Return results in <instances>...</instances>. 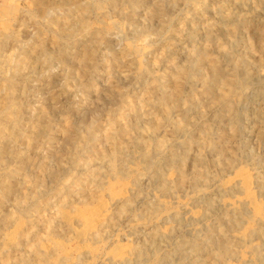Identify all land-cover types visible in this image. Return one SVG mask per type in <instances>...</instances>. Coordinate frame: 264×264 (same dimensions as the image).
<instances>
[{
  "label": "rangeland",
  "instance_id": "1",
  "mask_svg": "<svg viewBox=\"0 0 264 264\" xmlns=\"http://www.w3.org/2000/svg\"><path fill=\"white\" fill-rule=\"evenodd\" d=\"M88 1L0 0V27H7L0 38V97L7 78L16 77L13 95L22 105L21 112H14L17 117L12 113L7 122H0L2 130L10 134V140L0 139V144L4 142L6 146V152L0 156V191L4 192L0 202V264H43L46 257L51 264H118L115 250L129 247H136L137 253L123 264H264V0H196L198 3L194 4L195 0ZM156 6H161L157 8L158 14ZM80 9L85 10L80 13L87 22L85 26L80 23ZM58 28L64 37L59 44L55 31ZM201 50H205L204 55ZM59 57H65V61ZM209 63L216 66L217 72ZM179 70L183 72L181 76ZM177 72L180 77L171 78ZM195 77L199 78L197 82ZM176 81L183 91L179 89L175 100L172 97L166 101L163 109L161 101L173 93ZM100 98L102 101H98ZM16 122L21 126L15 128ZM200 128H205V133ZM113 148L120 150L118 173L110 167ZM146 150L148 159L142 154ZM67 155H71L70 159ZM85 159L91 163H85ZM179 170L185 173L180 184L174 177ZM52 177L57 178L54 181ZM110 196L120 198L114 201ZM99 217L104 221L98 227ZM88 231L96 232V236L86 234Z\"/></svg>",
  "mask_w": 264,
  "mask_h": 264
},
{
  "label": "bare ground",
  "instance_id": "2",
  "mask_svg": "<svg viewBox=\"0 0 264 264\" xmlns=\"http://www.w3.org/2000/svg\"><path fill=\"white\" fill-rule=\"evenodd\" d=\"M87 1H88V0H87ZM90 1H91V0H90ZM101 1H102V0H101ZM116 1H117V0H116ZM104 2H105V1H104ZM107 2H108V1H107ZM120 2H121V3H124V2H122L121 0H120ZM153 2H154V1H153ZM157 2H158V1H157ZM161 2H162V1H161ZM175 2H176V1H175ZM179 2H180V4H181V1H179ZM193 2H196V0H195V1H192V4H194ZM205 2H206V1H205ZM86 3H87V2H86ZM88 3H89V1H88ZM91 3H92V2H91ZM93 3H94V2H93ZM97 3L100 4L99 1H98ZM101 3H102V2H101ZM108 3H109V2H108ZM110 3H112V2H110ZM115 3L117 4V2H115ZM126 3H127V2H126ZM130 3H131V1H130ZM196 3H198V1H197ZM103 4H104V3H103ZM113 4H114V3H113ZM128 4H129V3H128ZM134 4H135V3H134ZM160 4L163 5V3H160ZM188 4H189V3H188ZM190 4H191V3H190ZM201 4H202V3H201ZM263 4H264V3H263ZM82 5H83V4H82ZM90 5H92V4H90ZM111 5H112V4H111ZM120 5H122V4H120ZM151 5H152V4H151ZM151 5H150V7H151ZM176 5H177V4H176ZM197 5H198V4H197ZM202 5H203V4H202ZM100 6H101V5H100ZM163 6H164V5H163ZM185 6H186V5H185ZM190 6H191V5H190ZM199 6H200V5H199ZM80 7H81V6H80ZM95 7H96V6H95ZM95 7H94V8H95ZM98 7H99V5H98ZM108 7H109V6H108ZM112 7H113V5H112ZM112 7H111V8H112ZM159 7L161 8V6H156V7H155V9H156L155 12H156V14H158V10H157V8H159ZM187 7H189V6H187ZM81 8H82V7H81ZM151 8H152V7H151ZM160 8H159V9H160ZM172 8H173V7H172ZM193 8H194V7H193ZM193 8H192V10H193ZM54 9H55V8H54ZM84 9H85V8H84ZM84 9H80V10H79V18H80V20H82V21H80V23L83 22V24H84L83 26H85V24H87V22H86L85 20H83V19H84V17H82L83 15L80 14L81 12L85 11ZM97 9H99V8H97ZM120 9H121V8H120ZM133 9H134V8H133ZM162 9H163V8H162ZM167 9H168V8H167ZM196 9H197V8H196ZM116 10H117V9H116ZM125 10L128 11V8L125 9ZM152 10H154V9H152ZM164 10H165V9H164ZM189 10H190V9H189ZM93 11H94V10H93ZM130 11H131V10H130ZM130 11H129V12H130ZM88 12H89V11H88ZM124 12H125V11H124ZM153 12H154V11H153ZM162 12H163V11H162ZM190 12H191V11H190ZM194 12H195V11H194ZM70 13H71V12H70ZM70 13H69V15H71ZM132 13H133V11H132ZM192 13H193V12H192ZM195 13H196V12H195ZM226 13H227V12H226ZM228 13H229V12H228ZM122 14H123V12H122ZM122 14H121V15H122ZM126 14H127V13H126ZM129 14H130V13H129ZM152 14H154V13H152ZM160 14H161V12H160ZM164 14H165V13H164ZM193 14H194V13H193ZM231 14H232V13H231ZM86 15H87V14H86ZM123 15H125V14H123ZM171 15H172V14H171ZM181 15H182V14H181ZM181 15H180V17H181ZM188 15H189V14H188ZM45 16H46V15H45ZM64 16H65V15H64ZM66 16H67V15H66ZM128 16H129V15H128ZM160 16H161V15H160ZM175 16H176V15H175ZM178 16H179V15H178ZM183 16H184V15H183ZM68 17H69V16H68ZM125 17L127 18V16H125ZM151 17H152V16H151ZM156 17H157V16H156ZM162 17H163V16H162ZM176 17H177V16H176ZM226 17H227V16H226ZM230 17H231V16H230ZM148 18H149V17H148ZM160 18H161V17H160ZM175 19H176V18H175ZM181 19H182V18H181ZM187 19L189 20L190 18H187ZM225 19H226V18H225ZM229 19H230V18H229ZM150 20H151V18H150ZM153 20H154V19H153ZM167 20H168V18H167ZM173 20H174V19H173ZM188 20H187V21H188ZM203 20H204V19H203ZM213 20H214V19H213ZM77 21H78V20H77ZM165 21H166V20H165ZM183 21H184V20H182V22H183ZM204 21H205V20H204ZM207 21H208V18H207ZM209 21H212V20H209ZM235 21H238V20H235ZM172 22H173V21H172ZM175 22H176V21H175ZM230 22H231V21H230ZM232 22H233V21H232ZM61 23H63V22H61ZM71 23H72V21H71ZM74 23H75V21H74ZM78 23H79V22H78ZM162 23H163V22H162ZM162 23H161V24H162ZM177 23H178V22H177ZM209 23H211V22H209ZM69 24H70V21H69V23H67V25H69ZM206 24H207V23H206ZM212 24H213V23H212ZM237 24H238V23H237ZM47 25H49V23H48ZM158 25H159V24H158ZM166 25H167V24H166ZM182 25H183V24H182ZM208 25H210V24H208ZM234 25H235V24H234ZM180 26H181V24H180ZM183 26H184V25H183ZM183 26H182V27H183ZM203 26H206V25H203ZM211 26H212V25H211ZM216 26H217V25H216ZM230 26H232V25H230ZM54 27H55V26H54ZM56 27H57V26H56ZM176 27H178V26H176ZM201 27H202V26H201ZM217 27H218V26H217ZM234 27L236 28V26H234ZM87 28H88V27H87ZM103 28H104V27H103ZM163 28H164V27H163ZM171 28H172V27H171V25H170V29H171ZM173 28H174V27H173ZM183 28H184V27H183ZM203 28H204V27H203ZM206 28H208V27H206ZM210 28H211V27H210ZM238 28H239V27H238ZM5 29H7V27L5 26V24H3V25L0 27V38H1V40H2V38H3L2 36L4 35L3 30H5ZM62 29H63V28H62ZM65 29H66V28H65ZM72 29H73V27H72ZM89 29H90V28H89ZM165 29H166V28H165ZM165 29H164V30H165ZM181 29H182V28H181ZM212 29H213V28H212ZM87 30H88V29H87ZM172 30H173V29H172ZM183 30H184V29H183ZM216 30H217V29H216ZM235 30H236V29H235ZM260 30H261V29H260ZM55 31H56L57 36H59V37H58V40H59V41H58V44H59L61 37H63V36H62V30H61V28H58V29L55 30ZM63 31H64V30H63ZM103 31H104V30H103ZM173 31H174V30H173ZM212 31H213V30H212ZM232 31H233V30H232ZM262 31H263V30H262ZM104 32H105V31H104ZM107 32H108V31H107ZM165 32H166V31H165ZM167 32H169V31H167ZM181 32H182V31H181ZM205 32H207V31H205ZM209 32H210V31H209ZM217 32H219V31L217 30ZM53 33L55 34V32H53ZM89 33H90V32H89ZM170 33H171V32H170ZM176 33H177V31H176ZM188 33H189V32H188ZM207 33H208V32H207ZM214 33H215V32H214ZM91 34H92V32H91ZM106 34H107V33H105L104 35H106ZM178 34H179V33H178ZM180 34H181V33H180ZM183 34L185 35V33H183ZM212 34H213V33H212ZM225 34H226V33H225ZM10 35H11V34H10ZM14 35H15V34H14ZM208 35H211V34H208ZM227 35H228V33H227ZM227 35H226V36H227ZM230 35H231V34H230ZM232 35H233V34H232ZM11 36H12V35H11ZM168 36H169V35H168ZM185 36H186V35H185ZM189 36H190V34H189ZM203 36H204V34H203ZM206 36H207V35H206ZM206 36H205V37H206ZM213 36H214V34H213ZM213 36H211V37H213ZM257 36H258V35H257ZM67 37H68V36H67ZM78 37H80V35H79ZM99 37H100V36H99ZM179 37H180V35H179ZM182 37H183V36H182ZM207 37H208V36H207ZM207 37H206V39H207ZM215 37H216V36H215ZM223 37H225V36H223ZM259 37H261V36H258V38H259ZM63 38H64V37H63ZM63 38H62V41H63ZM84 38H85V37H84ZM84 38H82V39H84ZM95 38L97 39V37H95ZM171 38H172V37H171ZM173 38H174V37H173ZM217 38H220V37L217 36ZM217 38H216V39H217ZM226 38H227V37H226ZM262 38H263V37H262ZM262 38H261V39H262ZM14 39H15V38H14ZM104 39H106V38H104ZM178 39H179V38H178ZM181 39H182V38H181ZM206 39H205V40H206ZM245 39H246V38H245ZM16 40H17V39H16ZM170 40H171V39H170ZM174 40H175V38H174ZM222 40H223V39H222ZM248 40H249V39H248ZM4 41H5V40H4ZM62 41H61V42H62ZM75 41H76V40H75ZM80 41H81V40H80ZM90 41H91V40H90ZM167 41H168V40H167ZM203 41H204V39H203ZM211 41H212V40H211ZM214 41H215V39H214ZM214 41H213V42H214ZM220 41H221V40H220ZM262 41H263V40H262ZM56 42H57V37H56ZM65 42H66V41H64V44H65ZM92 42H93V41H92ZM172 42H173V41H172ZM208 42H209V41H208ZM213 42H212V43H213ZM217 42H218V41H217ZM223 42H224V41H223ZM260 42H261V41H260ZM86 43H87V41H86ZM89 43H90V42H89ZM176 43H177V42H176ZM203 43H204V42H203ZM247 43H248V42H247ZM250 43H251V42H250ZM256 43H257V42H256ZM263 43H264V42H263ZM169 44H170V43H169ZM173 44H174V42H173ZM209 44H210V42H209ZM217 44H218V43H217ZM251 44H252V43H251ZM65 45H66V44H65ZM65 45H64V46H65ZM89 45H90V44H89ZM204 45H205V44H204ZM210 45H211V44H210ZM214 45H215V44H214ZM214 45H213V46H214ZM224 45H225V44H224ZM247 45H248V44H247ZM260 45H261V43H260ZM17 46H18V45H17ZM61 46H62V45H61ZM205 46H206V45H205ZM205 46H204V47H205ZM213 46H212V48H213ZM222 46H223V45H222ZM249 46H250V45H249ZM261 46H262V45H261ZM62 47H63V46H62ZM62 47H61V48H62ZM170 47H171V46H170ZM175 47H176V46H175ZM175 47H174V48H175ZM210 47H211V46H210ZM220 47H221V46H220ZM251 47H252V46H251ZM97 48H98V46H97ZM161 48H162V47H161ZM161 48H160V49H161ZM165 48H166V47H165ZM165 48H164V49H165ZM174 48H173V49H174ZM249 48H250V47H249ZM249 48H248V49H249ZM254 48H255V47H254ZM0 49H1V48H0ZM18 49H19V46H18ZM73 49H74V48H73ZM93 49H94V47H93ZM168 49H169V48H168ZM220 49H221V48H220ZM256 49H260V50H261V48H259V47L256 48ZM47 50H49V49H47ZM58 50H59V49H58ZM63 50H64V49H63ZM65 50H66V49H65ZM68 50H69V49H68ZM95 50H96V49H95ZM193 50H194V49H193ZM208 50H209V49H208ZM226 50H227V49H226ZM228 50H229V49H228ZM245 50H246V49H245ZM110 51H111V50H110ZM112 51H113V50H112ZM161 51H162V50H161ZM164 51H165V50H164ZM194 51H195V50H194ZM202 51H205V50H201V54H203ZM218 51H220V50H218ZM20 52H21V51H20ZM73 52H74V51H73ZM84 52H85V51H84ZM86 52H87V51H86ZM86 52H85V53H86ZM90 52H91V51H90ZM148 52H149V51H148ZM169 52H171V51H169ZM216 52H217V51H216ZM222 52H223V51H222ZM254 52H255V51H254ZM69 53H70V52H69ZM81 53H82V51H81ZM81 53H80V54H81ZM111 53H112V52H111ZM116 53H117V52H116ZM122 53H124V52H122ZM125 53H126V52H125ZM125 53H124V54H125ZM162 53H163V51H162ZM191 53H192V52H191ZM199 53H200V52H199ZM209 53H211V52H209ZM217 53H218V52H217ZM219 53H220V52H219ZM230 53H231V52H230ZM56 54H57V53H56ZM74 54L76 55V54H78V53L76 52V53H74ZM74 54H73V55H74ZM90 54H91V53H90ZM108 54H109V53H108ZM112 54H113V53H112ZM153 54H154V53H153ZM159 54H160V56H161V53H159ZM193 54H194V53H193ZM195 54H197V53H195ZM223 54H224V53H223ZM231 54H233V53H231ZM253 54H254V53H253ZM0 55H1V54H0ZM58 55L60 56L59 53H58ZM69 55H70V54H69ZM73 55H72V56H73ZM86 55H87V54H86ZM94 55H96V54H94ZM173 55H174V54H173ZM191 55H192V54H191ZM191 55H189V56L191 57ZM198 55H199V54H198ZM203 55H204V54H203ZM250 55H251V54H250ZM112 56H113V55H112ZM122 56H123V54H122ZM194 56H195V55H194ZM199 56H200V55H199ZM199 56H197V57H199ZM230 56H231V55H230ZM235 56H236V55H235ZM83 57H84V56H83ZM126 57H127V56H126ZM168 57H169V56H168ZM190 57H188V58H190ZM201 57H202V56H201ZM206 57H207V56H206ZM215 57H216V56H215ZM219 57H220V56H219ZM251 57H252V56H251ZM59 58H60V57H59ZM81 58H82V57H81ZM81 58H80V60H81ZM106 58H107V57H106ZM110 58H111V57H110ZM115 58H116V56H115ZM115 58H114V59H115ZM160 58H161V57H160ZM188 58H187V59H188ZM193 58H194V57H193ZM207 58H208V57H207ZM209 58H210V57H209ZM221 58H222V57H221ZM237 58H238V57H237ZM239 58H240V57H239ZM11 59H12V58H11ZM17 59H18V58H17ZM60 59H61V58H60ZM60 59H59V60H60ZM66 59H67V58H66ZM83 59H84V58H83ZM89 59H91V58H89ZM107 59H108V58H107ZM112 59H113V58H112ZM114 59H113V60H114ZM156 59H157V58H154V60H156ZM170 59H171V58H170ZM204 59H205V58H204ZM212 59H213V58H212ZM215 59H216V58H215ZM240 59H241V58H240ZM246 59H247V58H246ZM253 59H254V58H253ZM8 60H9V59H8ZM62 60L65 61V57H64V59H61V61H62ZM86 60H87V58H86ZM125 60H126V58H125ZM132 60H133V59H132ZM149 60H150V59H149ZM161 60H163V59H161ZM165 60H166V59H165ZM194 60H195V59H194ZM197 60H198V59H197ZM210 60H211V59H210ZM235 60H236V58H235ZM235 60H234V61H235ZM238 60H239V59H238ZM247 60H248V59H247ZM256 60H257V59H256ZM9 61H10V60H9ZM68 61H69V60H68ZM70 61H71V60H70ZM76 61H77V59H76ZM89 61H90V60H89ZM104 61H105V60H104ZM106 61H107V60H106ZM111 61H112V60H111ZM114 61H115V60H114ZM116 61H117V60H116ZM128 61H130V60H128ZM163 61H164V60H163ZM222 61H223V60H222ZM228 61H229V60H228ZM239 61H240V60H239ZM72 62H73V61H72ZM122 62H124V61H122ZM154 62H155V61H154ZM171 62H172V61H171ZM190 62H191V61H190ZM199 62H200V61H199ZM199 62H198V63H199ZM219 62H220V61H219ZM219 62H218V64H219ZM235 62H236V61H235ZM244 62H245V61H244ZM252 62H253V61H252ZM62 63H63V62H62ZM68 63H70V62H68ZM74 63H75V62H74ZM79 63H80V62H79ZM81 63H82V62H81ZM81 63H80V64H81ZM87 63H88V62H87ZM108 63H109V62H108ZM115 63H116V62H115ZM131 63H132V62H131ZM131 63H130V64H131ZM135 63H136V62H135ZM167 63H168V62H167ZM169 63H170V62H169ZM186 63H187V62H186ZM205 63H206V62H205ZM205 63H204V64H205ZM248 63H250V62L248 61ZM258 63H259V62H258ZM10 64H11V63H10ZM94 64H95V63H94ZM102 64H103V63H102ZM144 64H145V63H144ZM162 64H163V63H162ZM170 64H171V63H170ZM195 64H196V62H195ZM209 64H210L212 70L217 72V70H216V66L213 65V64L211 65V63H209ZM209 64H208V65H209ZM215 64H216V63H215ZM218 64H217V65H218ZM220 64H221V63H220ZM240 64H241V63H240ZM251 64H252V63H251ZM64 65H66V64L64 63ZM69 65H70V64H69ZM83 65H86V64H83ZM131 65H132V64H131ZM149 65H150V64H149ZM167 65H169V64H167ZM171 65H172V64H171ZM171 65H170V66H171ZM176 65H177V64H176ZM182 65H183V64H182ZM202 65H203V64H202ZM205 65L207 66V64H205ZM72 66H73V65H72ZM76 66H77V65H76ZM80 66H81V65H80ZM111 66H112V65H111ZM116 66H117V65H116ZM132 66H133V65H132ZM145 66H146V65H145ZM154 66H155V64H154ZM156 66H157V65H156ZM159 66H160V65H159ZM180 66H181V65H180ZM186 66H187V64H186ZM193 66H194V65H193ZM252 66H253V65H252ZM262 66H263V65H262ZM67 67H68V66H67ZM85 67H86V66H85ZM89 67H90V66H89ZM94 67H95V66H94ZM94 67H93V68H94ZM107 67H108V66H107ZM133 67H136V66L134 65ZM166 67L168 68V66H166ZM247 67H248V66H247ZM259 67H260V66H259ZM69 68H70V67H69ZM76 68H79V67H76ZM76 68H75V69H76ZM80 68H82V66H81ZM110 68H111V67H110ZM112 68H113V67H112ZM154 68H155V67H154ZM156 68H157V67H156ZM179 68H180V67H179ZM192 68H193V67H192ZM194 68H196V67L194 66ZM222 68H223V67H222ZM250 68H251V67H250ZM70 69H71V68H70ZM89 69H90V68H89ZM118 69H119V67H118ZM131 69H133V68H131ZM150 69H151V67H150ZM172 69H173V68H172ZM172 69H171V70H172ZM177 69H178V68H177ZM177 69H176V70H177ZM182 69H183V68H182ZM206 69H207V67H206ZM218 69H219V68H218ZM246 69H247V68H246ZM251 69H252V68H251ZM256 69H257V68H256ZM256 69H255V70H256ZM83 70H84V69H83ZM86 70H87V69H86ZM95 70H96V69H95ZM174 70H175V69H174ZM176 70H175V71H176ZM183 70H184V69H183ZM187 70H188V69H187ZM190 70H191V69H190ZM204 70H205V69H204ZM204 70H203V71H204ZM219 70H220V69H219ZM223 70H224V69H223ZM241 70H242V69H241ZM253 70H254V69H253ZM258 70H259V68H258ZM68 71H69V70H68ZM109 71H110V70H109ZM129 71H130V70H129ZM129 71H128V72H129ZM144 71H145V70H144ZM152 71H153V70H152ZM164 71H165V70H164ZM164 71H163V72H164ZM206 71H207V70H206ZM208 71H209V70H208ZM221 71H222V70H221ZM238 71H239V70H238ZM256 71H257V70H256ZM0 72H1V71H0ZM70 72H71V71H70ZM94 72H95V71H94ZM173 72H174V71H173ZM184 72H185V71H184ZM189 72H191V71H189ZM194 72H195V71H194ZM211 72H212V71H211ZM223 72H224V71H223ZM242 72H244V71H242ZM77 73H79V72H77ZM86 73H88V72H86ZM175 73H176V72H175ZM182 73H183L182 70H179V75L182 74ZM192 73H193V72H192ZM198 73H199V72H198ZM204 73H206V72H204ZM204 73H203V74H204ZM224 73H225V72H224ZM250 73H251V72H250ZM250 73H249V74H250ZM6 74H7V73H6ZM11 74H12V73H11ZM16 74H17V73H16ZM16 74H15V75H16ZM74 74H75V72H74ZM91 74H92V73H91ZM91 74H90V75H91ZM109 74H110V73H109ZM109 74H108V75H109ZM129 74H130V73H129ZM134 74H135V73H134ZM161 74H162V72H161ZM167 74H168V73H167ZM171 74H172V73H171ZM207 74H208V73H206V75H207ZM227 74H228V73H227ZM229 74H230V73H229ZM253 74H254V73H253ZM67 75H68V74H67ZM80 75H82V74H80ZM83 75H84V74H83ZM125 75H126V74H125ZM131 75H132V74H131ZM131 75H129V76H131ZM172 75H173V74H172ZM188 75H189V74H187V77H189ZM215 75H216V73H215ZM221 75H223V74H221ZM263 75H264V74H263ZM6 76H7V75H6ZM8 76H10V74H9ZM18 76H19V75H18ZM75 76H76V75H75ZM109 76H110V75H109ZM127 76H128V75H127ZM169 76H170V75H168V78H170ZM177 76H178V72H177V75H176V76L173 75V77H171V78H174V77L177 78ZM180 76H181V75H180ZM180 76H178V77H180ZM185 76H186V75H185ZM190 76H191V75H190ZM197 76H198V75H197ZM208 76H210V75H208ZM211 76H212V74H211ZM213 76H214V75H213ZM229 76H232V74L229 75ZM233 76H234V74H233ZM237 76H238V75H237ZM246 76H247V75H246ZM1 77H2V76H1ZM66 77H67V76H66ZM71 77H72V76H71ZM73 77H74V76H73ZM83 77H84V76H83ZM119 77H120V76H119ZM132 77H133V75H132ZM135 77H136V75H135ZM183 77H184V76H183ZM183 77H182V78H183ZM193 77H194V75H193ZM218 77H219V76H218ZM223 77H224V76H223ZM223 77H221V78H223ZM242 77H244V76H242ZM254 77H256V76H254ZM259 77H262V76H260V74H259ZM263 77H264V76H263ZM4 78H5V77H4ZM15 78H16V77H15ZM15 78H14V79H15ZM81 78H82V77H81ZM105 78H107V77H105ZM111 78H112V77H111ZM124 78H125V77H124ZM166 78H167V76H166ZM219 78H220V77H219ZM246 78H247V77H246ZM250 78H251V77H250ZM14 79H13V78H10V77L7 78V80H6V81L4 82V84H3V85H4V88L2 87V88L4 89V91H3L4 93H3V94L1 95V97H0V98H2V100H1L2 102L0 101V102H1V105H0V122L3 121V120H5V121L7 122V120H9V119H8V116H9V115H12V113H13V114L16 116V113H14V112H18V111L21 110L20 108H22V107H21V106H22L21 103H18L17 100H16V98H15L14 95H13V93H14L13 91H14V88H15V82H14ZM67 79H68V78H67ZM67 79H66V80H67ZM77 79H78V78H77ZM195 79H197V77H195ZM195 79H193V80H195ZM198 79H199V78H198ZM198 79L196 80V82L198 81ZM206 79H207V78H206ZM244 79H245V77H244ZM87 80H88V79H87ZM162 80H163V79H162ZM164 80H165V79H164ZM183 80H184V79H183ZM186 80H187V79H186ZM190 80H191V79H190ZM190 80H189V81H190ZM204 80H205V79H204ZM216 80H217V77H216ZM221 80H222V79H221ZM226 80H228V79H226ZM234 80H235V78H234ZM257 80H258V79H257ZM48 81H49V80H48ZM60 81H61V80H60ZM62 81H63V79H62ZM80 81H81V80H80ZM91 81H92V80H91ZM93 81H94V80H93ZM107 81H108V80H107ZM111 81H112V80H111ZM114 81H115V80H114ZM189 81H188V82H189ZM208 81H210V79H209ZM212 81H213V80H212ZM245 81H246V80H245ZM245 81H244V82H245ZM64 82H65V81H64ZM87 82H88V81H87ZM109 82H110V81H109ZM180 82H182V81H180ZM183 82H184V81H183ZM188 82H187V83H188ZM196 82H195V83H196ZM257 82H258V81H257ZM259 82H260V81H259ZM2 83H3V82H2ZM46 83H47V82H46ZM94 83H95V82H94ZM113 83H114V82H113ZM172 83H173V82H172ZM185 83H186V82H185ZM185 83H184V84H185ZM190 83H191V82H190ZM195 83H194V84H195ZM200 83H202V82H199V84H200ZM205 83H207V82H205ZM247 83H248V82H247ZM63 84H64V83H63ZM151 84H152V83H151ZM154 84H155V83H154ZM196 84H197V83H196ZM199 84H198V85H199ZM211 84H212V83H211ZM218 84H220V83L218 82ZM222 84H223V83H222ZM235 84H236V83H235ZM169 85H170V84H169ZM182 85H183V84H182ZM188 85H189V84H188ZM191 85H192V84H191ZM198 85H196V86H198ZM207 85H208V84H207ZM90 86H91V84H90ZM110 86H111V85H110ZM118 86H119V85H118ZM166 86H167V85H166ZM189 86H190V85H189ZM189 86H187V87H189ZM196 86H195V87H196ZM209 86H210V85H209ZM209 86H208V88H209ZM242 86H244V85L242 84ZM107 87H108V86H107ZM115 87H116V89H117V85H116ZM144 87H145V86H144ZM148 87H149V86H148ZM155 87H156V86H155ZM202 87H203V86H202ZM215 87H216V85H215ZM215 87H214L213 89H215ZM223 87H224V86H223ZM235 87H236V86H235ZM90 88H92V86H91ZM108 88H109V87H108ZM119 88H120V87H119ZM146 88H147V87H146ZM165 88H166V87H165ZM167 88H169V87L167 86ZM184 88H185V87H184ZM206 88H207V87H206ZM225 88H226V87H225ZM237 88H238V87H237ZM109 89H110V88H109ZM111 89H112V87H111ZM144 89H145V88H144ZM155 89H156V88H155ZM171 89H172V88H171ZM179 89H180V84H179L178 81H176V83L174 84V87H173V89H172V90H173V93L170 94L169 96H167V98H165L164 102H162L163 99H162V101H161L162 105H164V106H163V109L166 108V103H165L166 101L171 100L172 97H173V101L175 100V96L178 95L177 92H180ZM182 89H183V88L181 87L180 90H182ZM186 89H187V88H186ZM194 89H196V88H194ZM194 89H191V90H194ZM198 89H199V88H198ZM201 89H203V88H201ZM201 89H200V90H201ZM216 89H221V88H216ZM62 90H63V89H62ZM117 90H118V89H117ZM120 90H121V89H120ZM120 90H119V91H120ZM167 90H168V89H167ZM167 90H166V91H167ZM207 90H208V89H207ZM227 90H228V89H227ZM243 90H245V89H243ZM145 91H146V90H145ZM153 91H155V90H153ZM166 91H165V92H166ZM182 91H183V90H182ZM194 91H195V90H194ZM198 91H199V90H198ZM209 91H210V90H209ZM218 91H220V90H218ZM234 91H235V90H234ZM67 92H68V91H67ZM140 92H141V91H140ZM228 92L230 93V90H228ZM232 92H233V91H232ZM241 92H244V91H241ZM52 93H53V92H52ZM54 93H55V92H54ZM144 93H145V92H144ZM151 93H152V91H151ZM162 93H164V92H162ZM183 93H184V92H183ZM196 93H197V92H196ZM238 93H239V91H238ZM238 93H237V94H238ZM65 94L67 95L66 92H65ZM89 94H90V93H89ZM97 94H98V93H97ZM118 94H119V93H118ZM124 94H125V93H124ZM126 94H127V93H126ZM157 94H159L158 91H157ZM157 94H156V96H157ZM179 94H180V93H179ZM184 94H185V93H184ZM209 94H210V93H209ZM217 94H218V93H217ZM95 95H96V94H95ZM99 95H101V94H99ZM131 95H132V94H131ZM148 95H150V94L148 93ZM152 95H153V94H152ZM188 95H189V93H188ZM228 95H229V94H228ZM105 96H108V97H109V95H106V94H105ZM110 96H111V98L113 97L112 94H111ZM118 96H119V95H118ZM122 96H123V95H122ZM133 96H135V95H133ZM180 96H181V95H180ZM180 96H179V97H180ZM198 96H200V95H198ZM203 96H204V95H203ZM210 96H211V95H210ZM210 96H209V98H210ZM115 97H116V96H115ZM125 97H126V96H125ZM142 97H143V96H142ZM142 97H141V98H142ZM148 97H149V96H148ZM162 97H163V96H162ZM192 97H193V96H192ZM195 97H196V96H195ZM206 97H207V96H206ZM213 97H215V96H213ZM59 98H60V97H59ZM116 98H117V97H116ZM154 98H155V97H154ZM160 98H161V97H160ZM184 98H185V96H184ZM187 98H188V97H187ZM189 98H191V97H189ZM189 98H188V99H189ZM198 98H199V99H202V98H200V97H198ZM209 98H208V99H209ZM224 98H226V97H224ZM102 99H104V97H103ZM113 99L115 100V98H113ZM126 99H127V98H126ZM143 99H144V98H143ZM149 99H151V98H149ZM149 99H148V100H149ZM195 99H196V98H195ZM203 99H204V98H203ZM56 100H57V99H56ZM100 100H101V98L98 99V101H100ZM134 100H135V99H134ZM141 100H142V99H141ZM205 100H206V99H205ZM217 100H219V99H217ZM222 100H223V98H222ZM234 100H237V98L234 99ZM101 101H102V100H101ZM110 101H111V100H110ZM117 101H118V99H117ZM124 101H125V100H124ZM138 101H139V100H138ZM143 101H145V100H143ZM177 101L181 103V101H179V99H178ZM195 101H196V100H195ZM230 101H232V100H230ZM55 102H57V101H55ZM58 102H59V101H58ZM114 102H115V101H114ZM126 102H128V101H126ZM141 102H142V101H141ZM152 102H154V101H152ZM169 102H170V101H169ZM187 102H189V101H187ZM96 103H97V102H96ZM103 103H104V101H103ZM112 103H113V102H112ZM117 103H118V102H117ZM135 103H136V102H135ZM135 103L133 102L132 104H135ZM175 103H176V102H175ZM189 103H190V102H189ZM236 103H237V101H236ZM55 104H56V103H55ZM55 104H53V105H55ZM100 104H101V102H100ZM105 104H107V102H106ZM105 104H104V107H106ZM109 104H111V103H109ZM118 104H119V103H118ZM136 104H137V103H136ZM136 104H135V105H136ZM148 104H149V103H148ZM157 104H158V103H157ZM168 104H169V103H168ZM170 104H171V103H170ZM212 104H213V103H212ZM214 104H215V103H214ZM102 105H103V104H102ZM129 105H130V103H129ZM135 105H133V106H135ZM142 105H143V103H142ZM150 105H153V103L150 104ZM172 105H173V103H172ZM178 105H179V104H178ZM188 105H189V104H188ZM197 105H198V104H197ZM229 105H230V104H229ZM97 106H98V105H97ZM107 106H108V105H107ZM113 106H114V109H115L116 106H115V105H113ZM124 106H125V105H124ZM126 106H128V105H126ZM133 106H132V107L130 106V108H133ZM138 106H139V105H138ZM155 106H156V105H155ZM158 106H159V105H157V107H158ZM184 106H186V105H184ZM50 107H51V106H50ZM72 107H74V106H72ZM76 107H77V106H76ZM76 107H74V109H75ZM79 107H80V105H79ZM153 107H154V105H153ZM161 107H162V106H161ZM177 107H178V106H177ZM191 107H193V106H191ZM225 107H226V106H225ZM225 107H223L224 110H225ZM228 107H231V106H228ZM234 107H235V106H234ZM236 107H237V106H236ZM54 108H55V107H54ZM59 108H60V107H59ZM67 108H68V107H67ZM108 108H109V107H108ZM121 108H122V107H121ZM137 108H138V107H137ZM146 108H148V107H146ZM170 108H171V107H169V109H170ZM188 108H190V107H188ZM202 108H203V107H202ZM210 108H212V106H211ZM55 109H56V108H55ZM72 109H73V108H72ZM122 109H123V108H122ZM122 109H121V110H122ZM127 109H128V108H127ZM127 109H126V110H127ZM133 109H134V108H133ZM152 109H153V108H152ZM154 109H155V107H154ZM186 109H187V108H186ZM200 109H201V108H200ZM226 109H227V107H226ZM52 110H53V109H52ZM81 110H82V108H81ZM121 110H120V111H121ZM128 110H129V109H128ZM128 110H127V111H128ZM145 110H146V109H145ZM145 110H144V111H145ZM156 110H157V109H156ZM171 110H172V109H171ZM179 110H180V109H179ZM203 110H204V109H203ZM206 110H207V109H206ZM206 110H205V112H206ZM211 110H212V109H211ZM215 110H216V109H215ZM215 110H214V111H215ZM224 110H223V112H224ZM228 110H229V109H228ZM232 110H233V109H232ZM21 111H22V110H21ZM21 111H20V112H21ZM68 111L70 112V109H69ZM72 111H74V110H72ZM76 111H77V109H76ZM131 111H132V110H131ZM161 111H162V110H161ZM163 111H164V110H163ZM187 111H188V110H187ZM226 111H227V110H226ZM79 112H80V109H79ZM174 112H175V111H173V114H174ZM208 112H209V111H208ZM212 112H213V111H212ZM212 112H211V113H212ZM217 112H218V111H217ZM51 113H52V112H51ZM65 113H68V112L66 111ZM126 113H127V112H126ZM140 113H141V111H140ZM154 113H155V112H154ZM154 113H153V114H154ZM169 113H170V112H169ZM175 113H176V112H175ZM19 114H20V113H19ZM47 114H48V113H47ZM69 114H70V113H69ZM116 114H117V113H116ZM116 114H115V115H116ZM157 114H158V112H157ZM161 114H162V112H161ZM161 114H160V115H161ZM165 114H166V113H165ZM177 114H178V113H177ZM224 114H225V113H224ZM17 115H18V114H17ZM48 115H49V114H48ZM58 115H59V114H58ZM73 115H74V114H73ZM132 115H134V113H133ZM144 115H145V113H144ZM151 115H152V114H151ZM215 115H216V113H215ZM15 116H14V117H15ZM18 116H19V115H18ZM20 116H21V115H20ZM49 116H51V115H49ZM65 116H66V114H65ZM95 116H96V115H95ZM134 116H136V115H134ZM162 116H163V115H162ZM186 116H188V115H186ZM16 117H17V116H16ZM97 117H98V116H97ZM123 117H124V116H123ZM130 117H131V116H130ZM139 117H140V115H139ZM164 117L166 118V116H164ZM170 117H171V116H170ZM176 117H177V116H176ZM188 117H189V116H188ZM18 118H19V117H18ZM18 118H17V119H18ZM49 118H50V117H49ZM111 118H112V117H111ZM111 118H110V119H111ZM150 118H151V117H150ZM156 118L158 119V117H156ZM162 118H163V117H162ZM177 118H178V117H177ZM20 119H21V118H20ZM106 119H107V118H106ZM117 119H118V118H117ZM143 119H144V118H143ZM143 119H142V120H143ZM147 119H148V118H147ZM184 119H185V118H184ZM187 119H188V118H187ZM33 120H35V119H33ZM122 120H123V119H122ZM124 120H125V118H124ZM139 120H141V119H139ZM144 120H145V119H144ZM169 120H174V119H169ZM175 120H176V119H175ZM188 120H189V119H188ZM5 121H4V122H5ZM15 121H16V120H15ZM17 121H18V120H17ZM40 121H41V120H40ZM67 121H68V117H67ZM105 121H106V120H105ZM185 121H186V120H185ZM185 121H182V122H185ZM12 122H13V119H12ZM33 122H34V121H33ZM37 122H38V121H37ZM49 122H50V121H49ZM110 122H111V121H110ZM110 122H109V124H110ZM115 122H116V121H115ZM142 122H143V121H142ZM160 122H161V121H160ZM163 122H164V118H163ZM165 122H166V120H165ZM182 122H181V123H182ZM41 123H42V121H41ZM41 123H40V124H41ZM80 123H81V122H80ZM86 123H87V122H86ZM121 123L123 124L122 121H121ZM170 123H171V122H170ZM172 123H173V122H172ZM181 123H180V125H182ZM69 124H70V123H69ZM72 124H73V121H72ZM74 124H75V121H74ZM106 124H107V123H106ZM109 124H108V125H109ZM132 124H133V123H132ZM136 124H137V122H136ZM4 125H5V124H4ZM16 125H20V123L17 124V122H16V124H15V126H14L15 128H16ZM89 125H90V124H89ZM161 125H162V124H161ZM176 125H177V124H176ZM201 125H202V124H201ZM201 125H200V126H201ZM20 126H21V125H20ZM68 126H69V125H68ZM90 126H91V125H90ZM131 126H132V128H133V125H131ZM142 126H144V125L142 124ZM158 126H159V124H157L156 127L158 128ZM198 126H199V125H198ZM77 127H78V126H77ZM83 127H84V126H83ZM109 127H110V125H109ZM119 127H120V126H119ZM124 127H125V126H124ZM134 127H136V126L134 125ZM137 127H138V126H137ZM144 127H145V126H144ZM163 127H164V126H163ZM166 127H167V126H166ZM184 127H185V126H184ZM5 128H6V126H5ZM12 128H13V126H12ZM15 128H14V130H15ZM18 128H19V127H18ZM18 128H17V129H18ZM61 128H62V127H61ZM61 128H60V129H61ZM71 128L74 129V127H71ZM105 128H106V127H105ZM116 128H117V126H116ZM146 128H147V126H146ZM157 128H156V129H157ZM159 128H160V127H159ZM168 128H169V127H168ZM180 128H181V126H180ZM202 128H203V127H202ZM205 128H206V127H205ZM205 128H204V129H205ZM9 129H10V128H9ZM60 129H59V130H60ZM82 129H83V128H82ZM118 129H119V128H118ZM123 129H124V128H123ZM126 129H127V127H126ZM126 129H125V130H126ZM154 129H155V128H154ZM154 129H153V130H154ZM171 129H172V128H171ZM177 129H178V128H177ZM177 129H176V130H177ZM204 129H203V130H204ZM206 129H208V128H206ZM206 129H205V130H206ZM14 130H13V131H14ZM36 130H37V129H36ZM70 130H71V129H70ZM114 130H115V129H114ZM138 130H139V129H138ZM147 130H148V129H147ZM181 130H182V129H181ZM184 130H185V129H184ZM200 130H202V129L200 128ZM203 130H202V131H203ZM205 130H204V131H205ZM235 130H236V129H235ZM15 131H16V130H15ZM15 131H14V132H15ZM19 131H22V130H19ZM24 131H25V130H24ZM74 131H75V130H74ZM74 131H73V132H74ZM79 131H80V130H79ZM79 131H78V132H79ZM118 131H119V130H118ZM123 131H124V130H123ZM161 131H162V130H161ZM168 131H169V130H168ZM177 131H178V130H177ZM204 131H203V133H205ZM27 132H28V131H27ZM44 132H45V131H44ZM66 132H67V131H66ZM100 132H101V130H100ZM108 132H109V131H108ZM124 132H125V131H124ZM124 132H123V134H124ZM127 132H128V131H127ZM142 132H143V131H142ZM145 132H146V131H145ZM158 132H159V130H158ZM158 132H156V134H157ZM166 132H167V130H166ZM171 132H172V131H171ZM174 132H176V131H174ZM230 132H231V131H230ZM230 132L228 131V133H230ZM18 133H19V132H18ZM34 133H36V131H35ZM57 133H59V132H57ZM64 133H65V132H64ZM68 133H69V131H68ZM75 133H77V131H76ZM81 133H82V132H81ZM86 133H87V132H86ZM116 133H117V132H116ZM130 133H131V132H130ZM134 133H135V131H134ZM162 133H163V132H162ZM176 133H177V132H176ZM189 133H190V132H189ZM191 133H192V132H191ZM208 133H209V132H208ZM232 133H233V132H232ZM12 134H13V133H12ZM20 134H22V133H20ZM36 134H37V133H36ZM65 134H66V133H65ZM101 134H102V133H101ZM101 134H100V135H101ZM107 134H108V133H107ZM125 134H127V133H125ZM139 134H140V132H139ZM139 134H138V135H139ZM160 134H161V133H160ZM171 134L173 135V132H172ZM177 134H178V133H177ZM197 134H198V133H197ZM209 134H210V133H209ZM209 134L207 135L208 137H209ZM24 135H25V134H24ZM37 135H39V134H37ZM40 135H41V134H40ZM58 135H59V134H58ZM61 135H63V134L61 133ZM78 135H79V134H78ZM144 135H145V134H144ZM163 135H165V134H163ZM192 135H193V134H192ZM201 135H202V134H201ZM228 135H230V134H228ZM13 136H15V135L13 134ZM20 136H21V135H20ZM63 136H64V135H63ZM70 136H71V135H70ZM75 136H76V135H75ZM81 136H82V134H81ZM83 136H84V135H83ZM95 136H96V135H95ZM102 136H103V135H102ZM120 136H121V135H120ZM140 136H142V135L140 134ZM148 136H149V135H148ZM158 136H159V135H158ZM170 136H171V135H170ZM188 136H189V135H188ZM188 136H187V137H188ZM199 136H200V135H199ZM73 137H74V136H73ZM73 137H72V138H73ZM84 137H85V136H84ZM93 137H94V136H93ZM105 137H106V136H105ZM114 137H115V136H114ZM121 137H122V136H121ZM126 137H127V136H126ZM142 137H143V136H142ZM149 137H150V136H149ZM163 137H164V136H163ZM163 137H162V138H163ZM167 137H169V136H167ZM189 137H190V136H189ZM208 137H206V138H208ZM223 137H224V136H223ZM1 138H3V140H7V139L10 138V134L5 133V132L2 130V128L0 127V139H1ZM19 138H20V137H19ZM28 138H29V137H28ZM31 138H32V137H31ZM65 138H66V137H65ZM78 138H79V137H78ZM95 138H96V137H95ZM108 138H109V137H108ZM130 138H131V137H130ZM132 138H133V137H132ZM171 138H173V137L171 136ZM199 138L201 139V137H199ZM231 138H232V137H231ZM36 139H37V137H36ZM52 139H53V138H52ZM89 139H90V138H89ZM104 139H105V138H104ZM104 139H103V140H104ZM116 139H117V138H116ZM229 139H230V136H229ZM232 139H233V138H232ZM9 140H10V139H9ZM18 140H19V139H18ZM84 140H85V139H84ZM109 140H110V139H109ZM137 140H138V138H137ZM159 140H161V139H159ZM169 140H170V138H169ZM188 140H189V139H188ZM12 141H13V140H12ZM70 141H71V140H70ZM80 141H82V140H80ZM88 141H89V140H88ZM110 141H111V140H110ZM119 141H120V140H119ZM124 141H125V140H124ZM124 141H123V142H124ZM129 141H130V140H129ZM133 141H135V140H133ZM140 141H141V140H140ZM146 141H147V140H146ZM157 141H158V139H157ZM171 141H172V140H171ZM171 141H170V142H171ZM182 141H183V140H182ZM190 141H191V140H190ZM220 141H221V140H220ZM220 141H218V142H220ZM65 142H66V140H65ZM67 142H68V141H67ZM76 142H77V141H76ZM85 142H86V140H85ZM85 142H84V143H85ZM90 142H91V141H90ZM93 142H94V141H93ZM103 142H104V141H103ZM108 142H109V141H108ZM136 142H137V141H136ZM149 142H150V141H149ZM166 142H168V139H167ZM187 142H188V141H187ZM194 142H195V140H194ZM196 142H197V141H196ZM221 142H222V141H221ZM225 142H226V141H225ZM10 143H11V142H10ZM57 143H58V142H57ZM61 143H64V142H61ZM71 143H72V142H71ZM77 143H78V142H77ZM82 143H83V142H82ZM118 143H120V142H118ZM118 143H117V145H118ZM130 143H131V142H130ZM130 143H129V144H130ZM133 143H134V142H133ZM147 143H148V142H147ZM150 143H151V142H150ZM201 143H202V142H201ZM207 143H208V142H207ZM58 144H59V143H58ZM73 144H74V143H73ZM88 144H90V143H88ZM107 144H108V143H107ZM142 144H143V143H142ZM166 144H167V143H165V146H166ZM179 144H180V143H179ZM181 144H182V143H181ZM186 144H187V143H186ZM11 145H12V143H11ZM14 145H15V144H14ZM78 145H79V144H78ZM90 145H92V144H90ZM90 145H89V146H90ZM103 145H104V144H103ZM124 145H125V144H124ZM124 145H123V146H124ZM136 145H137V144H136ZM138 145H139V144H138ZM168 145H169V144H168ZM183 145H184V144H183ZM191 145H192V143H191ZM199 145H200V144H199ZM226 145H228V142L226 143ZM15 146H16V145H15ZM64 146H65V145H64ZM75 146H76V144H75ZM100 146H101V145H100ZM106 146H108V145H106ZM106 146H105V147H106ZM110 146H111V145H110ZM119 146H120V145H119ZM169 146H170V145H169ZM193 146H194V145H193ZM208 146H211V145H208ZM228 146H229V145H228ZM67 147H68V146L66 145V148H67ZM143 147H144V149H145V145H144ZM201 147H202V144H201ZM212 147H213V146H212ZM217 147H218V146H217ZM217 147H216V148H217ZM223 147H224V146H223ZM229 147H230V146H229ZM61 148H62V147H61ZM61 148H60V149H61ZM76 148H77V147H76ZM110 148H111V147H110ZM124 148H125V147H124ZM134 148H135V147H134ZM146 148H147V147H146ZM164 148H165V147H164ZM164 148H163V149H164ZM170 148H171V147H170ZM226 148H227V147H226ZM63 149L65 150V148H62V151L64 152ZM72 149H73V147H72ZM106 149H107V148H106ZM120 149H121V148H120ZM160 149H161V148H160ZM165 149H166V148H165ZM190 149H191V148H190ZM195 149H196V148H195ZM197 149H198V148H197ZM219 149H220V148H219ZM66 150H67V149H66ZM73 150H74V149H73ZM75 150H76V149H75ZM94 150H95V149H94ZM98 150H99V149H98ZM134 150H135V149H134ZM139 150H140V149H139ZM142 150H143V149H142ZM147 150H148V149H147ZM147 150L144 151V152L142 153L144 157H146L147 155L149 156V153H148ZM152 150H153V149H152ZM168 150H169V149H168ZM182 150H183V148H182ZM13 151H14V149H13ZM15 151H16V149H15ZM56 151H57V150H56ZM56 151H55V152H56ZM77 151H78V150H77ZM77 151H76V152H77ZM81 151H83V149H81ZM95 151H96V150H95ZM107 151H108V150H107ZM110 151H111V150H110ZM123 151H124V150H123ZM156 151H157V150H156ZM175 151H176V150H175ZM183 151H184V150H183ZM183 151H182V152H183ZM199 151H200V150H199ZM219 151H220V150H219ZM223 151H225V150H223ZM228 151H229V150H228ZM4 152H6V146H5L4 142H3V143L0 144V156H1ZM58 152H59V151H58ZM58 152H57V153H58ZM98 152H99V151H98ZM162 152H163V151H162ZM169 152H170V151H169ZM176 152H177V151H176ZM226 152H227V151H226ZM60 153H61V151H60ZM119 153H120V150H118L117 148H113L112 151H111L110 154H109V158H110V167H111V169H112L114 172H117V173H118L117 162H118V160L120 159V158H119ZM124 153H126V151H125ZM128 153H129V151H128ZM156 153H157V152H156ZM156 153H153V154H156ZM172 153H173V151H172ZM174 153H175V152H174ZM184 153H185V152H184ZM199 153H200V152H199ZM233 153H234V151H233ZM58 154H59V153H58ZM95 154H96V153H95ZM99 154H100V153H99ZM103 154H104V153H102V155H103ZM107 154H108V153H107ZM135 154H136V153H135ZM135 154H134V155H135ZM176 154H177V153H176ZM185 154L187 155V153H185ZM222 154H223V153H222ZM225 154H227V153H225ZM18 155H19V154H18ZM18 155H16V156H18ZM72 155H73V154H72ZM120 155H121V154H120ZM125 155H127V154H125ZM136 155H137V154H136ZM156 155H157V154H156ZM186 155H185V156H186ZM195 155H196V154H195ZM67 156H68V155H67ZM70 156H71V155H70ZM70 156H68L69 159H70ZM90 156H91V155H90ZM92 156H94V155H93V152H92ZM122 156H123V155H122ZM138 156H139V155H138ZM150 156H151V155H150ZM173 156H174V155H173ZM179 156H180V155H179ZM179 156H178V157H179ZM190 156H191V154H190ZM199 156H200V155H199ZM228 156H229V155H228ZM3 157H4V156H3ZM13 157H14V156H13ZM56 157H57V156H56ZM63 157H64V156H63ZM72 157H73V156H72ZM95 157H96V156H95ZM129 157H131V156H129ZM153 157H154V156H153ZM176 157H177V156H176ZM196 157H198V156H196ZM200 157H201V156H200ZM229 157H230V156H229ZM17 158H18V157H17ZM19 158H20V157H19ZM74 158H75V157H74ZM87 158H88V157H87ZM97 158H98V157H97ZM121 158H122V157H121ZM146 158H147V157H146ZM149 158H150V157H149ZM157 158H159V157H157ZM186 158H187V157H186ZM20 159H21V158H20ZM20 159H19V160H20ZM53 159H54V158H53ZM66 159H67V157H66ZM91 159H92V157H91ZM104 159H106V158H104ZM124 159H125V158H124ZM139 159L142 160V158H139ZM147 159H148V158H147ZM161 159H163V158H161ZM165 159H166V157H165ZM172 159H174V158H172ZM172 159H171V162H172ZM191 159H192V158H191ZM200 159H201V158H200ZM57 160H58V159H57ZM60 160H61V157H60ZM73 160H74V159H73ZM86 160H87V159H85V163L88 162V161H86ZM88 160H89V158H88ZM92 160H94V159H92ZM107 160H108V159H107ZM120 160H121V159H120ZM141 160H140V161H141ZM157 160H158V159H157ZM159 160H160V159H159ZM159 160H158V162H159ZM166 160H167V159H166ZM168 160L170 161L169 158H168ZM174 160L176 161V159H174ZM177 160H178V159H177ZM194 160H195V159H194ZM69 161H70V160H69ZM69 161H68V162H69ZM79 161H80V160H79ZM104 161H105V160H104ZM121 161H122V160H121ZM121 161H120V162H121ZM129 161H130V160H129ZM135 161H136V159H135ZM140 161H139V163L141 164L143 160H142L141 162H140ZM163 161H164V160H163ZM200 161H202V160H200ZM56 162H57V161H56ZM56 162H55V163H56ZM59 162H61V161H59ZM70 162H71V161H70ZM95 162H96V160H95ZM95 162H93V163H95ZM136 162H137V161H136ZM146 162H147V160H146ZM146 162H145V163H146ZM154 162H155V161H154ZM160 162H161V161H160ZM173 162H174V161H173ZM61 163H62V162H61ZM88 163H91V161L88 162ZM128 163H129V162H128ZM174 163H175V162H174ZM181 163H182V161H181ZM58 164H59V163H58ZM75 164H76V163H75ZM106 164H107V163H106ZM122 164L124 165V163H122ZM133 164H134V163H133ZM166 164H168V163H166ZM69 165H70V164H69ZM80 165H82V164H80ZM80 165H79V166H80ZM95 165H96V164H95ZM102 165H103V164H102ZM146 165H147V164H146ZM154 165H155V164H154ZM191 165H192V164H191ZM57 166H59V165H57ZM119 166H120V165H119ZM125 166H126V165H125ZM125 166H124V167H125ZM137 166H138V165H137ZM139 166H140V165H139ZM141 166H142V165H141ZM147 166H149V164H148ZM147 166H146L145 168H147ZM203 166H204V165H203ZM68 167H69V166H68ZM76 167H77V166H76ZM122 167H123V166H122ZM170 167H171V165H170ZM175 167H176V166H175ZM179 167H180V166H179ZM181 167H182V166H181ZM189 167H191V166H189ZM189 167H188V168H189ZM205 167H206V166H205ZM60 168H61V167H59V169H60ZM84 168H85V167H84ZM108 168H109V167H108ZM125 168H126V167H125ZM130 168H131V167H130ZM138 168H139V167H138ZM153 168H154V166H153ZM167 168H168V167H167ZM167 168H166V169H167ZM182 168H183V167H182ZM109 169H110V168H109ZM111 169H110V170H111ZM190 169H191V168H190ZM190 169H189V170H190ZM19 170H20V169H19ZM62 170H63V169H62ZM64 170H65V169H64ZM87 170H89V168H88ZM123 170H124V169H123ZM131 170H132V169H131ZM59 171H60V170H59ZM98 171H99V170H98ZM129 171H130V170H129ZM176 171H177V170H176ZM191 171H192V169H191ZM191 171H190V172H191ZM198 171H199V169H198ZM94 172H95V171H94ZM145 172H146V170H145ZM145 172H144V173H145ZM200 172H201V171H200ZM200 172H199V173H200ZM10 173H11V172H10ZM50 173H51V172H50ZM53 173H54V171H53ZM57 173H58V172H57ZM61 173H62V171H61ZM133 173H134V172H133ZM161 173H162V172H161ZM197 173H198V172H197ZM203 173H204V172H203ZM1 174H2V173H1ZM1 174H0V175H1ZM5 174H7V173H5ZM17 174H18V173H17ZM45 174H46V173H45ZM59 174H60V172H59ZM102 174H103V171H102ZM121 174H122V171H121ZM162 174H163V173H162ZM3 175H4V174H3ZM9 175H10V174H9V172H8V176H9ZM123 175H124V174H122V176H123ZM125 175H127V174H125ZM142 175H143V174H142ZM142 175H141V176H142ZM175 175H176V174H175ZM8 176H7V177H8ZM16 176H17V175H16ZM52 176H53V175H52ZM54 176H56V175H54ZM57 176H58V175H57ZM88 176H89V175H88ZM99 176H100V175H99ZM109 176H110V175H109ZM111 176H113V175H111ZM118 176H119V174H118ZM167 176H169V175H167ZM184 176H185L184 171L179 170L178 173H177V175L174 176V177H176L175 179H178V180H177V183H179V182L183 181ZM196 176H197V175H196ZM205 176H206V175H205ZM252 176H255V175H252ZM2 177H3V176H2ZM90 177H91V176H90ZM142 177H143V176H142ZM142 177H140V178L137 177V178L141 179ZM169 177H170V176H169ZM174 177H173V178H174ZM9 178H11V176H10ZM52 178H53V177H52ZM56 178H57V177H55V179H56ZM94 178H96V177H94ZM99 178H100V177H99ZM162 178H163V177H162ZM189 178H190V177H189ZM191 178H192V177H191ZM204 178H205V177H204ZM11 179H12V178H11ZM53 179H54V178H53ZM55 179H54V181H55ZM97 179H98V178H97ZM131 179H132V178H131ZM133 179H135V178H133ZM175 179H174V180H175ZM199 179H200V178H199ZM229 179H230V178H229ZM231 179H232V178H231ZM13 180H14V179H13ZM47 180H48V179H47ZM136 180H137V179H136ZM197 180H198V178H197ZM207 180H208V179H207ZM0 181H1V180H0ZM95 181H96V180H95ZM162 181H164V180L162 179ZM247 181H248V180H247ZM247 181H246V182H247ZM81 182H82V181H81ZM89 182H90V181H89ZM136 182H138V181H136ZM164 182H165V181H164ZM168 182H169V181H168ZM193 182H194V179H193ZM193 182H191V183L194 184ZM205 182H206V181H205ZM223 182H224V181H223ZM225 182H226V181H225ZM241 182H242V181H241ZM0 183H1V182H0ZM43 183H44V182H43ZM131 183H133V182H131ZM170 183H171V182H170ZM9 184H10V183H9ZM82 184H83V182H82ZM92 184H93V183H92ZM100 184H101V183H100ZM175 184H176V183H175ZM179 184H180V183H179ZM181 184H182V183H181ZM222 184H224V183H222ZM225 184H226V183H225ZM237 184H238V182H237ZM250 184H251V183H250ZM252 184H253V183H252ZM37 185H38V184H37ZM74 185H75V184H74ZM169 185H170V184H169ZM182 185H183V184H182ZM232 185H233V184H232ZM242 185H243V184H242ZM247 185H248V183H247ZM8 186H9V185H8ZM8 186H7V187H8ZM95 186H96V185H95ZM100 186H101V185H100ZM177 186H178V185H177ZM183 186H184V185H183ZM192 186H193V185H192ZM234 186H235V185H233V187H234ZM1 187H3V186H1ZM75 187H76V186H75ZM84 187H85V186H84ZM127 187H128V186H127ZM5 188H6V187H5ZM9 188H10V187H9ZM9 188H8V189H9ZM63 188H64V187H63ZM65 188H66V187H65ZM121 188H122V185H119V190H120ZM201 188H202V187H201ZM10 189H11V188H10ZM13 189H14V188H13ZM59 189H60V188H59ZM78 189H80V187H79ZM133 189H134V188H133ZM11 191H12V190H11ZM77 191H79V190H77ZM171 191H172V190H171ZM240 191H241V190H240ZM79 192H80V191H79ZM167 192H168V191H167ZM8 193H9V192H8ZM133 193H134V192H133ZM163 193H164V192H163ZM165 193H166V191H165ZM239 193H240V192H239ZM220 194H221V193H220ZM6 195H7V194H6ZM80 195H81V194H80ZM132 195H133V194H132ZM199 195H200V194H199ZM39 196H41V195H39ZM39 196H38V197H39ZM3 197H4V192H1V191H0V202L2 201ZM198 197H200V196H198ZM110 198H113L114 201H115V199H119L120 196H110ZM200 198H202V197H200ZM250 198H251V197H250ZM196 200H197V199H196ZM158 202H159V201H158ZM63 203H64V202H63ZM123 203H124V202H123ZM126 203H128V202H125V204H126ZM243 203H244V202H243ZM250 203H251V202H250ZM2 204H3V203H2ZM32 204H33V203H32ZM110 205H111V204H110ZM127 205H128V204H127ZM253 205H254V204H253ZM121 206H122V205H121ZM130 206H131V205H130ZM154 206L156 207L157 205L155 204ZM251 206H252V205H251ZM157 207H158V206H157ZM243 207H244V206H243ZM129 209H130V207H129ZM243 209H244V208H243ZM247 209H248V207H247ZM59 210H60V209H59ZM118 210H119V209H118ZM153 210H155V209H153ZM157 210H158V209H157ZM222 210H223V209H222ZM62 212H63V210H62ZM119 212H120V210H119ZM121 212H122V211H121ZM125 212H126V211H125ZM125 212H124V213H125ZM159 212H160V211H159ZM242 212H243V211H242ZM251 212H252V211H251ZM114 213H115V212H114ZM235 213H236V212H235ZM172 214H173V213H172ZM121 215H122V214H121ZM148 215H149V214H148ZM154 215H155V214H154ZM164 215H165V214H164ZM168 215H169V214H168ZM117 216H118V215H117ZM151 217H152V216H151ZM249 218H250V217H249ZM230 219H232V218H230ZM88 220H89V219H88ZM88 220H87V221H88ZM87 221H86L85 223H87ZM103 221H104V220H103L102 218L99 217V219L96 221V224H98V227L100 226V224H101ZM255 221H256V219H255ZM106 222H107V221H106ZM241 222H242V221H241ZM104 223H105V222H104ZM256 223H257V222H256ZM226 224H227V223H226ZM111 225H112V224H111ZM87 226H88V225H87ZM227 226H228V225H227ZM98 227H97V228H98ZM228 227H229V226H228ZM87 229H88V228H87ZM87 229H85V230H87ZM219 230H220V229H219ZM250 230H251V229H250ZM250 230H249V233H250ZM84 232H85V231H84ZM84 232H83V233H84ZM101 232H102V231H101ZM251 233H252V231H251ZM86 234H89V235H91V236H94V235L96 236V232L93 233L92 231H91V232L88 231V232H86ZM219 234H220V233H219ZM220 236H221V235H220ZM247 236H249V235H247ZM89 237H90V236H89ZM222 237H223V236H222ZM247 238H248V237H247ZM24 241H25V240H24ZM221 241H223V240H221ZM239 244H240V243H239ZM234 245H235V244H234ZM213 246H214V245H213ZM215 246H216V245H215ZM76 247H77V246H76ZM233 247H234V246H233ZM227 248H229V247H227ZM231 248H232V247H231ZM223 249H224V248H223ZM235 249H236V248H235ZM208 250H209V249H208ZM232 250H233V249H232ZM236 251H237V250H236ZM236 251L234 250V252H236ZM45 253H46V252H45ZM136 253H137V249H136V247H129V248L125 249V250H119V249H116V250H115V254H117V255L119 256L118 259H117L118 264H119V263H122V264H123V263H126V262L130 259L129 257L132 256V255H135ZM138 254H139V253H138ZM231 254H232V253H231ZM228 255H229V254H228ZM211 256H212V255H211ZM136 257H138V256H136ZM231 257H234V256L231 255ZM41 258H42V257H41ZM248 258H249V257H248ZM62 259H63V258H62ZM64 260H65V259H64ZM64 260H63V261H64ZM245 260H246V259H245ZM249 260H250V259H249ZM220 261H221V260H220ZM39 263H41V262H39ZM112 263H113V261H112ZM152 263H153V262H152ZM206 263H207V262H206ZM262 263H263V262H262ZM43 264H51V261L48 259V257L44 258ZM52 264H53V263H52ZM109 264H110V263H109ZM114 264H115V263H114ZM153 264H154V263H153Z\"/></svg>",
  "mask_w": 264,
  "mask_h": 264
}]
</instances>
